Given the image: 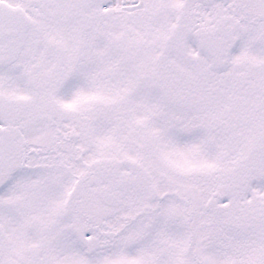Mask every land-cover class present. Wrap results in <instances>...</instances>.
I'll return each instance as SVG.
<instances>
[{"label": "snow or ice", "instance_id": "obj_1", "mask_svg": "<svg viewBox=\"0 0 264 264\" xmlns=\"http://www.w3.org/2000/svg\"><path fill=\"white\" fill-rule=\"evenodd\" d=\"M0 264H264V0H0Z\"/></svg>", "mask_w": 264, "mask_h": 264}]
</instances>
